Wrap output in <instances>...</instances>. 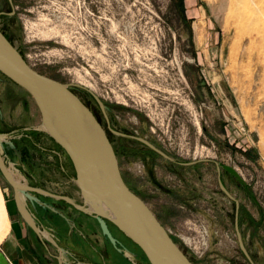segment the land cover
I'll return each instance as SVG.
<instances>
[{"label": "rangeland", "instance_id": "1", "mask_svg": "<svg viewBox=\"0 0 264 264\" xmlns=\"http://www.w3.org/2000/svg\"><path fill=\"white\" fill-rule=\"evenodd\" d=\"M31 1L14 18L0 22L31 67L69 84L88 105L92 93L104 98L113 93L125 126L119 128L130 135L138 132L174 160L200 163L204 196L210 195L207 184L209 188L215 184V165L232 166L240 186L224 173L221 179L243 208L258 218V211H264V0ZM27 130L35 143L47 140L32 99L0 73V151L12 171L19 156L15 153L11 159L7 151L16 149L12 138ZM46 142L48 149L58 146ZM116 158L126 182L139 193L140 161L121 153ZM64 160L63 192L80 206L83 198L66 153ZM7 184L0 173V185L9 192ZM215 198L224 202L221 194ZM143 201L194 264H246L238 248L226 241L233 232H224L219 223L213 227L217 230L208 232L210 248L202 256L182 242L178 235L191 232L195 239L201 237L208 219L204 211L186 214L164 196H144ZM68 206L65 217H50L44 228L60 245L81 239V210ZM106 224L116 239L115 259L124 254L132 255L130 261L138 258L129 249L117 250L126 248L125 241L149 264L112 222ZM97 226L109 241L98 222ZM257 231L264 242V223ZM249 250L255 264H264V248L250 243Z\"/></svg>", "mask_w": 264, "mask_h": 264}, {"label": "flooded vegetation", "instance_id": "2", "mask_svg": "<svg viewBox=\"0 0 264 264\" xmlns=\"http://www.w3.org/2000/svg\"><path fill=\"white\" fill-rule=\"evenodd\" d=\"M33 2L31 0H0V22L5 24L8 18L12 19L18 15L19 9H24V5H30ZM8 7L10 11H4ZM31 8H33V5ZM32 10L28 9V11ZM0 30L12 43L8 34L1 27ZM94 43V50H97L96 41H92V44ZM19 53L22 55L20 51ZM23 58L26 60L24 56ZM32 68L50 77L48 73H42L35 67ZM72 85L76 88L80 87L76 83ZM90 97L92 100L91 105H88L86 101L79 98L90 109L104 129L115 155L121 153L127 156V158H136L140 161L138 171L139 175L143 177V184L141 185L139 193L131 188V185L126 182L121 172L129 188L142 200L144 196L155 198L164 196V198L170 201H175L181 205L183 210L180 211L186 212V214H194L195 212H199V210L204 211V214L208 218L205 224L207 231L217 230L218 225L216 223L221 224L220 227L224 232L228 233L232 231L233 238L230 240L228 238L226 241L231 246L238 248L246 264H255L252 258V251L249 250V244L255 245L257 243L260 248H264L263 235L257 231L264 223V211L259 210L258 218H255L251 211L243 208L244 205L241 199L237 197V194L235 192L232 193L226 188V185L221 179V174H226L234 186H240L237 178L216 164L215 184L212 186L213 188H209L207 184L205 190L209 191L210 195L204 196L201 192L204 189L202 179L205 172L199 165V162H179L166 154L159 146L152 144L148 139H143L138 136V132L134 131V135L124 132L123 128H121L124 124L120 121V116L118 115L121 108L119 105H116L120 101L115 99L113 93L106 98L95 93L90 94ZM118 125L121 127L119 128ZM29 133L31 131L27 130L23 131L19 136L13 137L12 141L16 149L14 151L10 150V152L6 150L10 158L15 153L19 156L18 161L13 162V169L15 171H12L7 166L6 159L0 151V173L6 179L10 189L8 192V190L1 187L8 201L9 209L12 213L24 220V223L31 230H34L33 225L39 229L42 225L49 224L50 217H54L55 215L61 216V213L65 211L67 205L73 207L74 211H77V206L72 200L66 197L63 192L65 183H61L60 176H65L67 171L64 160L65 151L46 133V141H53L56 143V146L58 145L57 148L48 149L49 145L44 140L40 144L35 143ZM22 141L25 144L19 145L18 142ZM126 141L128 143H134L135 147H131ZM158 158H162V161H159ZM71 168H73V165ZM2 169H4V172ZM5 172L9 178L5 176ZM189 176H192V180ZM245 188L248 189L247 187ZM211 189H216L217 192H212ZM215 194L222 195L224 204L217 202ZM250 197L257 204L256 199L251 194ZM169 205L171 206V204ZM211 223L214 225H211ZM215 225L217 227L213 228ZM209 238L207 250L210 248Z\"/></svg>", "mask_w": 264, "mask_h": 264}, {"label": "water", "instance_id": "3", "mask_svg": "<svg viewBox=\"0 0 264 264\" xmlns=\"http://www.w3.org/2000/svg\"><path fill=\"white\" fill-rule=\"evenodd\" d=\"M0 73L34 102L40 115V129L65 151L73 165L74 182L83 198L82 205L76 206L94 215L113 245L116 239L106 220L140 249L149 264H194L151 208L126 184L112 145L90 109L69 84L33 69L1 30ZM219 165L239 179L232 166ZM33 229L39 235L35 225ZM117 250L128 253L125 247Z\"/></svg>", "mask_w": 264, "mask_h": 264}, {"label": "crops", "instance_id": "4", "mask_svg": "<svg viewBox=\"0 0 264 264\" xmlns=\"http://www.w3.org/2000/svg\"><path fill=\"white\" fill-rule=\"evenodd\" d=\"M0 190L8 223L0 233V264H146L140 253L125 241L126 248L135 252L138 258L132 257L130 261L132 255L124 254L115 259V247L99 232L94 215L82 210L78 212L83 221L79 241L60 245L52 240L53 234L46 232L43 225L39 227V235L36 234L24 220L11 212L1 185ZM61 215L65 217L66 214Z\"/></svg>", "mask_w": 264, "mask_h": 264}, {"label": "built area", "instance_id": "5", "mask_svg": "<svg viewBox=\"0 0 264 264\" xmlns=\"http://www.w3.org/2000/svg\"><path fill=\"white\" fill-rule=\"evenodd\" d=\"M168 231V230H167ZM170 232V231H168ZM202 233L199 239H195L194 236H192V233H188L189 235H178L182 242L189 247L197 256H202L205 250L208 248V231L205 227H203ZM201 248L202 250L200 251Z\"/></svg>", "mask_w": 264, "mask_h": 264}, {"label": "bare ground", "instance_id": "6", "mask_svg": "<svg viewBox=\"0 0 264 264\" xmlns=\"http://www.w3.org/2000/svg\"><path fill=\"white\" fill-rule=\"evenodd\" d=\"M116 133V132H115ZM2 136V135H1ZM2 152V151H1ZM10 167V166H9ZM13 176V174H12ZM20 185V184H19ZM22 186V185H21ZM19 186V187H21ZM24 189V188H22ZM21 195V193H20ZM19 195V196H20ZM23 195V194H22ZM28 197V196H27ZM32 198V197H31ZM7 223V216H6V212H5V207H4V200H3V196H2V192L0 190V233L2 234L3 230L5 229ZM1 236V235H0Z\"/></svg>", "mask_w": 264, "mask_h": 264}, {"label": "trees", "instance_id": "7", "mask_svg": "<svg viewBox=\"0 0 264 264\" xmlns=\"http://www.w3.org/2000/svg\"><path fill=\"white\" fill-rule=\"evenodd\" d=\"M130 241V240H129Z\"/></svg>", "mask_w": 264, "mask_h": 264}]
</instances>
